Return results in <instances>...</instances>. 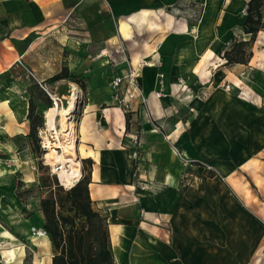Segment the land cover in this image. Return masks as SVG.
<instances>
[{
	"label": "crops",
	"instance_id": "obj_1",
	"mask_svg": "<svg viewBox=\"0 0 264 264\" xmlns=\"http://www.w3.org/2000/svg\"><path fill=\"white\" fill-rule=\"evenodd\" d=\"M210 1L202 10L195 0H108L109 8L100 0H0V89H6L4 98L14 113L10 119L0 110V116L5 117L0 126L13 136L18 131L9 133L7 126L19 129L17 126L27 123L28 102L17 120L20 113L10 104H18L20 98L14 99L13 88L3 85L9 77L20 75L22 68L25 81H31L41 93L39 105L48 99L53 105L55 96L59 107L66 106L72 91L67 87L58 93L56 83L67 82L73 87L81 99L71 112L79 109L76 154L80 171L82 160L90 159L91 164L84 163L89 171L90 197L96 208L107 212L108 230L112 225L119 227L115 240L109 232L116 264H190L187 254L202 245L229 253L237 264L239 230L234 210L255 223L259 238L251 244L250 261L264 264V127L256 129V147L245 159L234 166H213L223 181L214 172L206 178L215 179L216 187L226 190L231 207L225 215L216 206V198L206 204L199 190L197 197L192 195L191 186L183 183V166L173 150L194 155L188 140L193 136L191 107L195 108L196 102L211 97L213 104L222 91L228 94L234 87L249 96L251 91L243 80L264 68L262 30L247 64L225 65L222 56L235 39L249 38L241 30L248 0L239 18L235 0ZM117 44L123 46L132 65L142 58L148 62L138 77L146 103L135 100L126 113L113 101L107 84L108 75L126 68L122 55L113 52ZM104 48L112 51L110 59L100 55ZM61 71L85 76V91L68 79L52 80ZM200 91L207 95L190 99ZM133 134L142 142V178L151 186L147 190H137L132 184ZM191 203L196 212L190 211Z\"/></svg>",
	"mask_w": 264,
	"mask_h": 264
},
{
	"label": "rangeland",
	"instance_id": "obj_2",
	"mask_svg": "<svg viewBox=\"0 0 264 264\" xmlns=\"http://www.w3.org/2000/svg\"><path fill=\"white\" fill-rule=\"evenodd\" d=\"M198 1L195 0L202 10L211 4L210 0H203V3ZM235 2L236 17L239 18L243 12L245 0H235ZM235 23H237L236 19L233 21V25ZM238 35L237 33L235 38H238ZM109 76H107L108 85L111 78ZM238 77L241 78L239 75ZM77 79V87L85 91L87 86L86 77L80 76ZM12 82L16 83L11 84ZM243 82L249 92L251 91L249 96L244 95L243 89L234 87L230 93L227 94L222 91V94L214 99V108L211 107L213 105L210 102L211 97L205 102H196L195 108L191 107V109H194V112L191 113L192 120L190 123V132L193 133V136L192 139L188 140V143L194 155L189 158L198 161L200 166L183 167L185 178L183 183L187 187L191 186V191L194 192L191 193L196 197L198 196V190L202 192L206 204H211L213 198H216V206H220L222 215L230 212L229 208L231 206L227 199V192L223 187H219L221 190L216 187L215 182L218 181H215V179L209 181L206 178L214 172L223 181L219 171H215L213 166H234L238 164L237 162L245 159L247 154H251L256 147L254 135L256 129L261 130L264 127V68L258 72L253 71V76L244 79ZM3 85L13 88L18 95L11 92L14 99L20 98L18 104H10L15 113H20L16 117L18 120L25 112L26 101H37L39 93L31 81H25V70L23 68L20 75L15 74L13 77H9L8 80L3 82ZM56 86L55 90L58 93L70 87L69 90L72 91L70 95L72 96L74 93L75 101H81V99H77V94L67 82H57ZM5 90L4 88L0 89V99L6 97ZM49 90L52 92V89L49 88ZM82 97L84 100V96L81 95L80 98ZM60 107H63V104H60ZM45 110L46 108L43 106H39V109L35 107L32 121L37 122L39 114H42L40 119L42 125L36 128L35 134L30 139L25 136L31 128L28 120L24 126L21 124L20 126L16 125L19 129H13L11 125L7 126L9 133L18 131L13 136L6 133L0 126V244L2 243L0 251L10 245H17L15 247L16 258L18 247H24L23 264H51L52 247L48 237L38 238L32 233L33 227L41 228L39 222L40 212L37 209L44 190L39 187V182L43 181L48 184L52 181L50 178L54 176L58 183L62 185L58 175L53 171V166L46 158L48 151L44 148V138L40 133L41 129L44 128ZM78 110L76 112L74 110L68 116L75 129L78 122ZM1 112H4V110H1ZM4 119V116H0L2 122ZM59 119L58 117L57 127L60 124ZM57 151L61 152L60 149H57ZM184 155L187 156L185 153ZM203 165H208L211 169L208 170ZM223 208H227V210L223 211ZM190 209L191 212L197 211L194 203H191ZM31 211H33V215L26 216ZM231 211H233V208ZM234 212L237 218L235 227L239 230L237 264H251L250 257L252 258L253 255L250 252L251 244L258 240L259 231L249 216L242 215L239 210H234ZM199 248L200 250L195 248L187 254L190 264H234L231 261L233 256H231V259L229 253L210 251L207 245H202ZM262 254H264V249ZM113 261L116 264L114 253ZM9 263L8 256L0 254V264Z\"/></svg>",
	"mask_w": 264,
	"mask_h": 264
},
{
	"label": "trees",
	"instance_id": "obj_3",
	"mask_svg": "<svg viewBox=\"0 0 264 264\" xmlns=\"http://www.w3.org/2000/svg\"><path fill=\"white\" fill-rule=\"evenodd\" d=\"M263 29L264 0H248L241 30L249 35V38L235 39L230 47L223 51L225 65L247 64L252 56L251 49L256 35ZM78 77L80 76L61 71L53 76L52 80L65 78L77 83ZM35 88L38 89L36 85ZM38 93L37 97L41 99V93ZM37 101L28 102L26 118L31 125L30 131L25 135L28 139L35 134L36 128L42 125V114H39L37 122L32 121L35 107L39 109V106H43L47 109L51 106L49 99L48 102L44 101V105H39ZM86 162L91 164L90 159L82 160V175L69 188L60 185L54 176L49 177L52 181L48 184L39 182L44 194L39 199L37 210L40 212V229L45 231L52 247L51 264H114L108 214L96 208L90 197L89 171L84 167ZM211 175L214 176L212 173ZM28 215L32 216L33 211L28 212L26 216Z\"/></svg>",
	"mask_w": 264,
	"mask_h": 264
},
{
	"label": "bare ground",
	"instance_id": "obj_4",
	"mask_svg": "<svg viewBox=\"0 0 264 264\" xmlns=\"http://www.w3.org/2000/svg\"><path fill=\"white\" fill-rule=\"evenodd\" d=\"M125 29V26L121 24V30L124 31ZM75 98L73 93L67 105L59 107L57 98L54 96L55 104L44 111V128L40 132L44 138V148L48 151L46 158L53 166V171L58 175L61 184L65 187L73 186L81 177L80 162L76 154V129L68 117L75 107ZM0 110H4V115L8 118H14V113L9 107V102L6 98L0 100ZM58 117L60 118L59 127L56 125ZM176 132L177 130L172 134ZM57 149H60L61 152L57 151ZM88 153H92V151H88ZM117 230H119V227L113 225L109 227L110 237L113 240L116 239ZM16 246L10 245L0 251V254L8 256L9 264H23L24 247H18V256L15 258Z\"/></svg>",
	"mask_w": 264,
	"mask_h": 264
},
{
	"label": "built area",
	"instance_id": "obj_5",
	"mask_svg": "<svg viewBox=\"0 0 264 264\" xmlns=\"http://www.w3.org/2000/svg\"><path fill=\"white\" fill-rule=\"evenodd\" d=\"M106 7L109 8L108 0H100ZM114 45V44H113ZM112 51H108L107 48H104L100 51V55L104 57H110ZM114 53L122 55V62L126 64L125 71L120 74H114L109 80V87L112 91V99L113 101L126 113L131 110V103L133 101H138L139 104L146 103V97L143 95L141 87L138 83V77L141 69L148 64L147 60L144 58L140 59L135 65L130 63L129 58L125 55V49L122 45L117 44L116 48L113 51ZM110 59V58H109ZM106 60L109 63L110 60ZM19 64H22L21 57L17 59ZM162 77V75L160 76ZM39 86L47 91L46 86L43 84V81L38 80ZM162 88V85L160 86ZM185 87V86H184ZM225 89H229V85L224 86ZM48 92V91H47ZM207 95V92L200 91L198 93H194L190 95V99L196 98L201 99ZM157 96H160V92L157 93ZM55 104V100H53ZM157 130V129H156ZM133 146L131 147L130 156L133 160V186L137 190H147L149 187V183H147L142 178V169L144 164V156L142 154V142L140 136L138 134L132 135ZM174 152L179 156L182 166H200V163L196 160L185 156L183 152L179 151L175 147H173ZM204 168L210 170L211 167L208 165H203ZM144 212L141 210V215ZM32 233L37 237H46L45 231L40 228L33 227Z\"/></svg>",
	"mask_w": 264,
	"mask_h": 264
}]
</instances>
